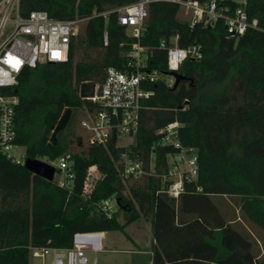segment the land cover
<instances>
[{
    "label": "trees",
    "instance_id": "trees-1",
    "mask_svg": "<svg viewBox=\"0 0 264 264\" xmlns=\"http://www.w3.org/2000/svg\"><path fill=\"white\" fill-rule=\"evenodd\" d=\"M132 1L19 0L21 15L43 10L53 19L86 18L65 62L24 68L8 91L16 97L13 142L24 160L54 161L78 144L77 111L98 109L80 98L79 85L100 84L108 67L124 69L135 41L150 50L147 68L161 72L166 71L161 39L176 35L179 47L198 44L201 57L181 62L175 73L182 78L174 87L159 79L144 85L152 93L142 102L127 146L116 145L111 136L104 144L70 152L68 187L0 154V264H30V248L70 247L75 233L122 231L139 217L149 223L150 264H261L252 252L254 242L222 217L211 196L236 197L240 216L264 232V0H246V13L259 29L248 28L238 38L226 34L221 20L189 26L178 18L177 5L166 1L148 4L138 39L116 23L114 13L93 16ZM211 88L219 91L201 104L199 95ZM65 109L69 119L52 144V128ZM173 121L179 123L178 142L193 149L197 164L195 178L182 180L177 198L165 191L168 155L176 149L154 145L150 151L155 131ZM124 153L142 158L145 169L150 162L151 174L124 179ZM90 168L98 177L86 194ZM112 196L124 216L121 224L116 211L107 216L99 208Z\"/></svg>",
    "mask_w": 264,
    "mask_h": 264
},
{
    "label": "built area",
    "instance_id": "built-area-1",
    "mask_svg": "<svg viewBox=\"0 0 264 264\" xmlns=\"http://www.w3.org/2000/svg\"><path fill=\"white\" fill-rule=\"evenodd\" d=\"M156 1L175 3L178 18L189 26H211L221 20L226 34L233 38H238L248 28L259 29L257 20L249 18L246 13V0H133L93 13V16L104 17L114 13L116 23L124 27L128 35L138 39L147 6ZM85 19H53L43 10H31L21 15L19 0H0V154L6 159L23 165L25 161L22 148L13 142V105L16 97L8 91L24 68H33L38 63L65 62L72 38ZM176 38L175 35L168 41L161 39L158 42V48L165 53L164 72L147 68L150 50L135 41L126 54L124 69L108 67L100 84L84 82L79 85L80 98L98 106L93 112H85L79 121L80 127L86 132L87 144H104L113 136L117 145L118 138H131L138 111L143 107L142 102L152 93L144 85L159 79L171 86L174 82L171 72H176L182 61L201 57L200 45L192 43L179 47ZM102 44H106L105 33ZM178 126L179 123L173 121L157 129L155 133L158 138L150 147V151L154 145H172L176 149L175 153L168 155L166 178L170 183L165 190L174 198L182 191V180L193 179L197 173L193 149L182 147L177 140ZM37 160L53 166V177L58 176L55 181L59 186H70L73 172L69 152L61 154L54 161H47L44 157ZM121 163V176L124 179L151 174L150 162L145 169L146 165L140 157L132 158L124 153L121 154ZM109 200L107 198L99 203V208L107 216L110 214L107 205ZM96 234L99 235L96 246L84 238ZM101 249V232H78L73 234L70 247H33L30 248V258L39 259L41 264H96L95 254Z\"/></svg>",
    "mask_w": 264,
    "mask_h": 264
},
{
    "label": "rangeland",
    "instance_id": "rangeland-1",
    "mask_svg": "<svg viewBox=\"0 0 264 264\" xmlns=\"http://www.w3.org/2000/svg\"><path fill=\"white\" fill-rule=\"evenodd\" d=\"M81 25V24H80ZM80 31V26L78 27ZM77 31V32H78ZM219 91V88H211L199 95V102L207 105L210 97ZM85 116L83 111H77L74 120V133L80 137V144H70L67 152H79L85 149L87 144L86 132L80 127L79 121ZM132 142L130 137H120L117 144L127 146ZM20 151V149H19ZM98 177L95 168H90L85 186L86 193L90 192L94 180ZM58 176L55 175L54 179ZM129 182H126V185ZM126 188V186H125ZM124 188L123 194L127 195ZM211 200L217 205L222 217L231 222V225L239 232L247 235L254 243L252 252L261 264H264V232L257 228L249 221L243 219L237 210V198L232 196H211ZM109 213L115 212L118 223L124 221L122 211L117 210L114 196L107 203ZM99 235L84 236L85 240L92 243L93 246L98 244ZM151 235L149 223L146 219L139 217L135 221L127 224L122 231L110 230L101 232L102 249L95 254L96 264H150V255L148 247L150 245ZM30 264H41L39 259H31Z\"/></svg>",
    "mask_w": 264,
    "mask_h": 264
},
{
    "label": "water",
    "instance_id": "water-1",
    "mask_svg": "<svg viewBox=\"0 0 264 264\" xmlns=\"http://www.w3.org/2000/svg\"><path fill=\"white\" fill-rule=\"evenodd\" d=\"M174 76V82L172 84V87H174L177 82L179 81V79H181L182 77H180L178 74H176L175 72H171ZM83 86V85H82ZM89 86H91V84H89ZM69 114H70V110L69 109H65L63 111V113L60 115V117L58 118V120L56 121V123L54 124L53 128H52V132L50 135V141L52 142V144L55 143V135L58 131H61L68 119H69ZM129 135H131V131L129 132ZM80 144V141H78V145ZM24 166L27 170H29L32 174L34 175H38L48 181L52 180L53 174H54V168L53 166L40 161V160H36V159H26L24 161ZM117 201V200H115Z\"/></svg>",
    "mask_w": 264,
    "mask_h": 264
},
{
    "label": "crops",
    "instance_id": "crops-1",
    "mask_svg": "<svg viewBox=\"0 0 264 264\" xmlns=\"http://www.w3.org/2000/svg\"><path fill=\"white\" fill-rule=\"evenodd\" d=\"M149 255H150V252H149ZM255 259L257 260V258L255 257ZM149 263H150V261H149Z\"/></svg>",
    "mask_w": 264,
    "mask_h": 264
}]
</instances>
